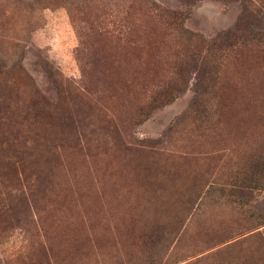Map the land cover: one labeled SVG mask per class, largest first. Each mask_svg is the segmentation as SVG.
<instances>
[{
  "label": "rangeland",
  "instance_id": "rangeland-1",
  "mask_svg": "<svg viewBox=\"0 0 264 264\" xmlns=\"http://www.w3.org/2000/svg\"><path fill=\"white\" fill-rule=\"evenodd\" d=\"M246 1L250 41L193 71L184 30L231 29L239 0H0V264H264Z\"/></svg>",
  "mask_w": 264,
  "mask_h": 264
},
{
  "label": "trees",
  "instance_id": "trees-1",
  "mask_svg": "<svg viewBox=\"0 0 264 264\" xmlns=\"http://www.w3.org/2000/svg\"><path fill=\"white\" fill-rule=\"evenodd\" d=\"M241 4V11L238 16L237 22L231 29H227L220 33H217L213 38L208 40H201L197 38V42L191 38L194 35L187 30L184 33L188 34V39L192 43V50L188 51L185 56V65L193 71H199L201 66L205 67L206 62H211L212 60L219 59L227 50L234 48L238 43L242 45L250 38L242 35V22L247 20V1L239 0ZM167 18L169 23H173L175 26L180 27V15L175 11H167ZM225 51V52H224ZM214 70H210V73Z\"/></svg>",
  "mask_w": 264,
  "mask_h": 264
}]
</instances>
